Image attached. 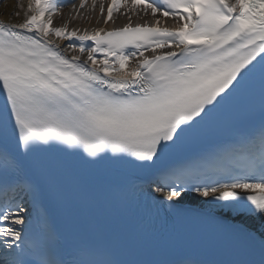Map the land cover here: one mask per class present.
<instances>
[{
  "label": "snow or ice",
  "instance_id": "snow-or-ice-1",
  "mask_svg": "<svg viewBox=\"0 0 264 264\" xmlns=\"http://www.w3.org/2000/svg\"><path fill=\"white\" fill-rule=\"evenodd\" d=\"M68 3L0 20V264H264V0Z\"/></svg>",
  "mask_w": 264,
  "mask_h": 264
},
{
  "label": "bare ground",
  "instance_id": "bare-ground-1",
  "mask_svg": "<svg viewBox=\"0 0 264 264\" xmlns=\"http://www.w3.org/2000/svg\"><path fill=\"white\" fill-rule=\"evenodd\" d=\"M16 4H17V0H0V20H4L8 22H17V18L11 15L15 10ZM68 7H70V5L64 8L65 12L68 10ZM122 22L123 21L121 20L118 21L117 23H122ZM106 27L112 28L113 25L109 23Z\"/></svg>",
  "mask_w": 264,
  "mask_h": 264
}]
</instances>
